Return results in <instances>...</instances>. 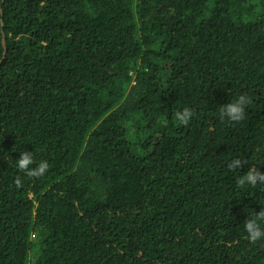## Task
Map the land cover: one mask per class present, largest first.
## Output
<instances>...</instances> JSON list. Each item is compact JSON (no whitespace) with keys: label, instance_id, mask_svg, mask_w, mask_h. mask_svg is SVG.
<instances>
[{"label":"trees","instance_id":"obj_1","mask_svg":"<svg viewBox=\"0 0 264 264\" xmlns=\"http://www.w3.org/2000/svg\"><path fill=\"white\" fill-rule=\"evenodd\" d=\"M252 167L264 0H0V264H264Z\"/></svg>","mask_w":264,"mask_h":264},{"label":"clouds","instance_id":"obj_2","mask_svg":"<svg viewBox=\"0 0 264 264\" xmlns=\"http://www.w3.org/2000/svg\"><path fill=\"white\" fill-rule=\"evenodd\" d=\"M252 103L250 96L241 94L238 99L232 100L219 108L220 117L227 118L230 122H242L246 118V108ZM194 110L185 107L182 111H176L174 113V119L179 125L187 126L194 116ZM35 163L32 152H22L20 158L17 160V167L20 171L24 172L27 176L33 178H40L46 174L49 169L48 162L41 161L35 168L30 167ZM246 163L245 160L240 158L233 159L228 168L232 171H236L237 168H241ZM258 183L264 184V173H261L256 167H252L245 175L239 176L236 180V184L239 187L245 185L255 187ZM17 187H22L20 179L16 181ZM261 222H264V210H261L258 214L254 212L252 217L244 224V230L248 234V239L251 243L264 240V228L261 226Z\"/></svg>","mask_w":264,"mask_h":264}]
</instances>
